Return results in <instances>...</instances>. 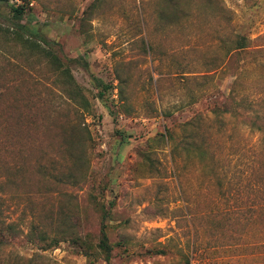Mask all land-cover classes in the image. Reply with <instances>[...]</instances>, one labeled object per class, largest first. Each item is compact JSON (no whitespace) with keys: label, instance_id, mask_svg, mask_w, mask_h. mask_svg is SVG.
<instances>
[{"label":"rangeland","instance_id":"obj_1","mask_svg":"<svg viewBox=\"0 0 264 264\" xmlns=\"http://www.w3.org/2000/svg\"><path fill=\"white\" fill-rule=\"evenodd\" d=\"M26 4L65 65L0 37V264H264V0Z\"/></svg>","mask_w":264,"mask_h":264},{"label":"trees","instance_id":"obj_2","mask_svg":"<svg viewBox=\"0 0 264 264\" xmlns=\"http://www.w3.org/2000/svg\"><path fill=\"white\" fill-rule=\"evenodd\" d=\"M0 1H8V0H0ZM28 4H26V0H21V3L19 4H13L11 6L12 11V19H13V25H4L0 24V37L6 40L8 43L12 40H15L16 42H19L20 45L25 47V50L29 51H36L40 56H50L52 58V63L58 65V68H61L62 64L65 65L56 54L52 53L46 46H42V44L36 40L37 37L35 35H26L25 34V25L22 23L23 19L28 14ZM17 26V27H16ZM247 38L245 36H239L238 37V49H245L248 47L246 43ZM4 52V51H3ZM6 53V50L5 52ZM62 72L63 75L66 77V79L63 81L64 86L67 88V98L77 105H80V107L84 109L89 108V101L86 95L84 94L83 89L76 84L74 76L70 73V70L67 66H65ZM102 94V93H101ZM193 120H188L184 124L190 125L192 124ZM260 130H264L261 126L258 128ZM4 181H0V201H1V193L4 191ZM1 203V202H0ZM1 209V207H0ZM14 228L10 224L5 229H3V232H10ZM103 238L101 240L102 244L106 246L107 250L110 252L111 246L108 243V237L105 232V226L102 230ZM80 237H77L76 240L81 243L82 240H80ZM5 243L3 238H0V246H2Z\"/></svg>","mask_w":264,"mask_h":264}]
</instances>
